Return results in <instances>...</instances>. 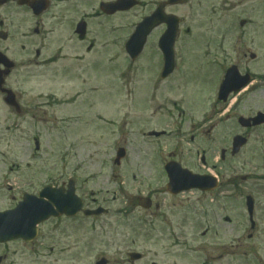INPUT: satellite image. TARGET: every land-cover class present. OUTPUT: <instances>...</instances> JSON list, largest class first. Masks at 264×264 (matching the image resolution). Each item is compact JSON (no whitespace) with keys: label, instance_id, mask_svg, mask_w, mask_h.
<instances>
[{"label":"rangeland","instance_id":"obj_1","mask_svg":"<svg viewBox=\"0 0 264 264\" xmlns=\"http://www.w3.org/2000/svg\"><path fill=\"white\" fill-rule=\"evenodd\" d=\"M233 2L193 0L194 7L188 22L194 25L195 33L189 38L181 37L178 50L182 67L191 76L190 83L173 90L171 103L156 119L145 107L140 110L135 107L136 101L132 98L135 90L130 92L134 85L131 80L128 77L118 78L120 69L117 66L126 69L127 57L116 58L117 61L122 60L117 65L106 64L111 57H117L116 49H109L104 63L99 66L94 64L85 91L92 98L88 100L92 101L90 116L86 111L84 123L69 125L72 130L66 132V137L58 133L54 124V109H50L53 112L49 122L34 125L20 121L19 126H11L8 122L14 121L15 117L0 106V206H9L7 202H19L25 192L36 193L42 186L59 185L74 177L79 194L89 200L91 207L96 200L97 205L110 212L108 216L78 220L74 224L75 231L68 235L70 238L64 239L65 236L60 235L62 246L66 242L71 247H77L78 261H91L102 250H108L109 255L114 257L117 255L113 252L118 249H139L145 253H156L152 260L159 264H201L206 259L213 264H257V258L264 262V230L255 240L247 238L250 223L245 207L246 197L253 196L259 202L256 217H261L264 222V127L244 132L238 124L239 116L264 112V89L252 90L233 109L231 103L216 102L213 89L219 85L220 78H216L219 73L216 67L208 66L210 63L205 58V52H210L213 59L209 60L214 64L229 66L236 61V56L242 59L243 53L248 51L257 57L254 61L247 57L249 61L243 62L245 67L256 74L264 72V9L258 13L259 8L253 4L254 11L249 14L253 17L252 24L247 27L245 41L237 51H233L231 31L234 20L240 13L247 12L246 8L233 10ZM141 10L123 18L125 27L147 13L149 7ZM252 35L255 43H252ZM201 37L204 42H208V38L211 42L203 47ZM188 39H196L198 44L186 42ZM144 53L146 56L153 54V46ZM52 68L44 69L46 72L40 77L27 82L32 98L40 93L47 95L56 91L63 95L72 87L77 91L84 88L77 80L71 83L56 80ZM20 74V70L15 73L18 88L21 87ZM142 81L146 82L144 75ZM146 87L141 85L140 91L149 93ZM235 100L233 98L232 101ZM182 107L185 112L188 111V116L182 113ZM80 109V106L77 107L76 112L81 113ZM98 114L106 119L98 121ZM134 115L138 121L133 119ZM122 120L127 121L123 125V135ZM194 124L201 126L199 132L202 134L196 142H190L189 135L182 143L169 139L156 146L151 138L143 136L156 127L166 128L171 136L179 129L186 134ZM73 130L77 131L73 133ZM209 131L211 133H207ZM242 132L250 133L249 144L238 156L231 157L233 138ZM35 138L40 141L38 156L41 162L40 159L37 162H30L29 159L35 149ZM117 147L126 148L129 155L121 170L108 164L115 157ZM158 148L165 152L178 150L181 152L180 162L194 172L215 173L221 181L220 189L207 194L191 192L178 197L170 196L166 192L168 181L157 167ZM222 150H227L224 161L221 160ZM5 152L7 155L3 164L2 155ZM65 154L68 157L65 158ZM203 157L206 165L201 162ZM8 161L19 162L21 167H11V171ZM245 176L248 180L242 182L240 178ZM235 181L238 183L236 190L231 186ZM141 196H152L153 205L160 204V209H142L137 202ZM222 246L237 248L236 258L226 251H216ZM20 250L13 245L8 251L10 257L7 263L30 262L31 258ZM244 253L250 257L244 259L243 255L248 256ZM68 256L59 254L56 257L60 259V264H67ZM44 261L51 262L47 251Z\"/></svg>","mask_w":264,"mask_h":264},{"label":"flooded vegetation","instance_id":"obj_2","mask_svg":"<svg viewBox=\"0 0 264 264\" xmlns=\"http://www.w3.org/2000/svg\"><path fill=\"white\" fill-rule=\"evenodd\" d=\"M132 2V0H129ZM139 6L130 11H117L114 14H108L104 11L106 5L122 6V0H0V53L9 58L10 62H21L23 69L22 80L24 84L29 78H37L43 67L52 64L54 66V76L57 80L80 81L82 86L79 91L72 89L57 98V108L74 107L86 93L88 79L93 70L94 64L99 66L107 56L109 49H124V28L121 22L125 14H130L136 10L146 8L145 1H139ZM168 0H153L150 4L149 14L155 12L159 6ZM193 0H183V5L165 7L167 14H178L179 9H187ZM255 4L257 11L261 13L264 9V0H234L233 10L246 8L247 12L240 13V19H235L232 26V36L237 32V24L244 28L252 24V16L249 14L254 11ZM41 10H44L40 13ZM112 10V8H110ZM249 15V16H248ZM187 18V17H186ZM186 20L182 25L181 32L191 35L193 25H186ZM186 26V27H185ZM166 27L157 28L151 35L153 42V54L143 57V60L133 62L129 66L130 74L133 73L135 84L147 86L150 92L149 103L153 111L152 118L156 119L158 115L171 103V94L174 89L181 85L190 83L191 76L179 66V60L176 69L172 75L167 78L162 77L163 56L158 49L160 35ZM234 39V38H232ZM248 53V52H246ZM244 57H247V54ZM120 58V55H116ZM94 58H97L94 61ZM114 58V56L112 57ZM111 63L119 64L120 62L112 60ZM119 72L118 78L123 79L126 74L122 66H117ZM240 68V67H239ZM242 69V68H241ZM240 69V70H241ZM1 72L4 67L0 66ZM14 71L5 78V88L12 90V77ZM242 71V70H241ZM242 72H248L244 70ZM144 75L145 83L141 82ZM264 78L261 75V79ZM17 100L19 96L16 94ZM3 100V96H2ZM20 100H24L20 96ZM20 109L8 108L9 111L21 113L26 120L31 118L33 122H41L47 117L44 107H35L29 102L23 103ZM91 103L85 101L79 106L83 109L91 110ZM140 105V104H139ZM144 103L142 104V106ZM32 109V110H31ZM89 115V112H88ZM82 115H74L73 118H55V122H71L81 118ZM153 132L161 133L158 138L168 137L165 129L154 130ZM194 139V138H193ZM170 157H178L176 153H170ZM21 202H9L10 207L0 209V213L12 211ZM58 219H51L38 228L36 240L31 243L23 240L10 243H0V264H58L57 262L45 263V250L48 249L52 255L66 254L69 262L67 264H86L76 262L77 247H71L65 242L62 246L61 236L64 239L70 238L69 233L75 231L74 226L67 225L58 233H54L53 226ZM53 224L50 230L45 226ZM259 233V232H258ZM255 233L252 238H255ZM45 236L49 242L45 244ZM68 236V237H66ZM16 244L24 255L31 257L30 262H11L7 263L10 252L9 249ZM12 245V246H11ZM91 250L88 251V254ZM131 251H121L116 257H109L107 264H158L152 258H147L142 254L138 261L131 257ZM82 259V258H81Z\"/></svg>","mask_w":264,"mask_h":264},{"label":"water","instance_id":"obj_3","mask_svg":"<svg viewBox=\"0 0 264 264\" xmlns=\"http://www.w3.org/2000/svg\"><path fill=\"white\" fill-rule=\"evenodd\" d=\"M151 20H147L146 23L140 25L139 30L137 32V34L134 37V46H135V42H137V51L136 54L139 53L142 50V47L144 45V41L146 39V35H144L142 33V29H144L150 22ZM174 38V36H173ZM133 44L130 46V51L133 49ZM173 45V42L171 43V47ZM171 56L173 57V53L171 52ZM247 84V81H241L236 77H228L223 90H222V99L226 100V98L228 97V95L235 91H239L243 86H245ZM260 118V119H259ZM259 121L256 123V125L261 124L264 122V117L261 116L259 117ZM256 122V121H255ZM241 124L245 127L249 126V121H245V120H241ZM245 144V140H242L241 138H237L235 140V151H239L240 147L243 146ZM207 178H200V177H193L192 174H186V177H182V176H178L175 174H172V184L174 185V183L176 182V185H180L181 189H190V188H200L203 191H207L210 189H213L215 187V183L214 182H208L206 181ZM212 184V185H211ZM174 187V186H173ZM170 191L173 192L172 188L170 187ZM181 190L179 189V191L174 192V193H178ZM73 192H69V195L67 197H62V196H53V194H45L46 196L50 197L51 199L55 200L56 202L58 201H62V202H66L67 200H70V202H79L76 198H74V196H72ZM66 200V201H65ZM249 202H252L249 199ZM101 213V212H99Z\"/></svg>","mask_w":264,"mask_h":264}]
</instances>
